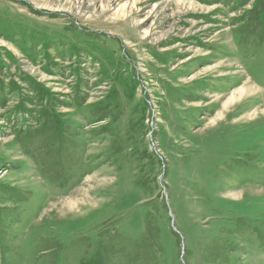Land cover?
<instances>
[{
    "label": "rangeland",
    "instance_id": "374dc122",
    "mask_svg": "<svg viewBox=\"0 0 264 264\" xmlns=\"http://www.w3.org/2000/svg\"><path fill=\"white\" fill-rule=\"evenodd\" d=\"M235 1L0 0V264H53L34 257L41 238L54 260L136 264L117 243L85 257L67 247L87 250L88 234L120 217L145 232L153 200L172 246L161 264H199L188 252L229 220L264 225V85L231 23L264 0ZM47 139L56 147L42 151ZM43 176L67 177V190ZM233 246L230 264H264L258 245Z\"/></svg>",
    "mask_w": 264,
    "mask_h": 264
},
{
    "label": "trees",
    "instance_id": "16d2710c",
    "mask_svg": "<svg viewBox=\"0 0 264 264\" xmlns=\"http://www.w3.org/2000/svg\"><path fill=\"white\" fill-rule=\"evenodd\" d=\"M197 1L209 2L210 4H222L225 7L230 8V11H235L238 9L235 0ZM241 4L242 3L239 2V6ZM257 8L253 13H244V15L232 20V35L235 39L236 45L241 48L240 52L244 57V64L248 72H256V75L253 76V79L256 82L260 83V85H264V73L262 72V70L264 69V8ZM89 117H92V113ZM47 119L48 122H50V117H47ZM26 131L29 132L30 129L27 128L23 130L21 139H19L18 141L19 143H23L26 139L30 138L23 137L24 133L28 134ZM49 140L50 139L42 140V151L50 150V148L56 147L50 145L48 143ZM82 145H84V143ZM61 148H63V146H61ZM79 148H81V146L78 147L77 150H79ZM39 163L41 162H38V165ZM87 163L88 161H84L85 172L88 173L92 169L91 160H89L88 164ZM79 164H81V161L78 159L77 165ZM39 166L41 167V165ZM43 178L44 182H46L50 186L52 185L51 189L53 190H58L61 193H64L68 188V182H66L65 180L67 177L57 182L49 180L44 176ZM136 187L139 192L143 194H152V191L147 187L145 183L137 182ZM71 188L72 186L70 187V189ZM24 198L25 196H23L22 198L18 197V202H23L22 200ZM32 198H35V196L33 195L31 199L29 198L30 200H27V202L32 204ZM36 198H39V196H36ZM204 201L205 203H209L210 198L204 197ZM154 204L155 201L153 200L152 203L143 205L145 213H143L142 217L144 218L143 225L145 228V232L144 230L133 231L132 228H127L126 226H124L125 221H123V218L120 217L118 219L116 218L113 223L110 221L106 222L105 224H101L96 230L88 234V239H90V242H85L87 250H84V247H77L76 245L67 248L79 249L81 251H76L79 253L84 251L85 257L96 251L100 252V249L104 246H112L117 243V245L121 247V250L123 252L127 250L130 253V259H128L130 263L161 264L160 261L163 257L167 256L168 252L171 251L172 246L170 242H168L167 244H165L164 242L165 238L163 239L164 235H161V233L163 234V227L165 223H162V221L158 222L159 212L155 208ZM147 208L150 209L147 211ZM29 210L30 207L26 208L25 211ZM16 221H18L17 218ZM132 223H134V225L136 224L134 221ZM225 224L226 225L219 229L217 235L210 236L209 239L205 242L203 240L196 241V252H194V250L188 252V259H190L192 263L196 260V262H198L199 264H230L231 256L237 252V249L233 246L235 242H237V240L242 244L246 243L247 245H249L250 249L252 248L255 251L256 245H258V249L264 252V244H259L256 241V236L250 235V227L255 225V233L258 234V236H264L263 222H252L251 220L244 219L241 221L229 220V222H225ZM167 227H169V224H167ZM166 235L168 236V238L174 237V244L176 245V237L174 236V233L168 229L166 231ZM184 236L185 238H187V235L184 234ZM190 239L193 241L195 238L193 235H191ZM40 240L42 241H38L37 243L41 244L42 248H40L38 251H35L34 257L48 256L47 259L49 258L51 263L54 262L58 264H71V262H68V258L71 257L70 252L65 254L62 251L60 252V257L63 258L54 260L51 256L52 252L54 251V240L52 241L42 238ZM129 243L130 245H128ZM137 243H139V245L143 244V246L146 248L145 253H136L132 250V246ZM51 246L53 247L51 248ZM63 246L65 247V245ZM154 246H156L157 248H155ZM59 247L61 246H58V248ZM43 249H46L49 252H43ZM173 251H175L174 248ZM45 253H47V255H44ZM0 255H2V251H0ZM127 257L129 256H126V258ZM175 257L168 260L166 264H180V262L178 263V260ZM86 263L91 264L90 261H86ZM79 264H81V262Z\"/></svg>",
    "mask_w": 264,
    "mask_h": 264
},
{
    "label": "water",
    "instance_id": "95a60500",
    "mask_svg": "<svg viewBox=\"0 0 264 264\" xmlns=\"http://www.w3.org/2000/svg\"><path fill=\"white\" fill-rule=\"evenodd\" d=\"M176 230V229H175Z\"/></svg>",
    "mask_w": 264,
    "mask_h": 264
}]
</instances>
